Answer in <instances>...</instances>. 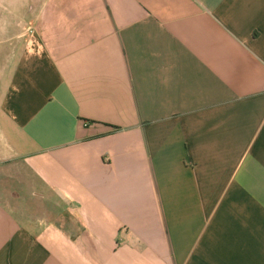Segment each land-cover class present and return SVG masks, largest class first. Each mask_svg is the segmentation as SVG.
I'll return each mask as SVG.
<instances>
[{"label":"crops","instance_id":"crops-1","mask_svg":"<svg viewBox=\"0 0 264 264\" xmlns=\"http://www.w3.org/2000/svg\"><path fill=\"white\" fill-rule=\"evenodd\" d=\"M0 264H264V0H0Z\"/></svg>","mask_w":264,"mask_h":264},{"label":"rangeland","instance_id":"rangeland-1","mask_svg":"<svg viewBox=\"0 0 264 264\" xmlns=\"http://www.w3.org/2000/svg\"><path fill=\"white\" fill-rule=\"evenodd\" d=\"M15 182H16V180H12V181H11V183H13V184H16Z\"/></svg>","mask_w":264,"mask_h":264}]
</instances>
